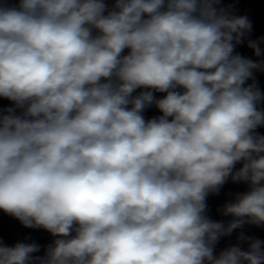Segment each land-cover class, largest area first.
<instances>
[{"label": "clouds", "instance_id": "9594fccd", "mask_svg": "<svg viewBox=\"0 0 264 264\" xmlns=\"http://www.w3.org/2000/svg\"><path fill=\"white\" fill-rule=\"evenodd\" d=\"M220 3L0 0V210L57 237L43 256L0 242V264H264L243 233L214 255L264 225V93L246 84L264 63L235 54L252 25ZM229 179L249 190L225 225L206 198Z\"/></svg>", "mask_w": 264, "mask_h": 264}]
</instances>
